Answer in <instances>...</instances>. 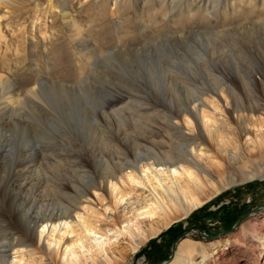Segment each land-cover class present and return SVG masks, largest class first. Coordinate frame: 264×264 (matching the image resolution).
<instances>
[{
    "label": "rangeland",
    "instance_id": "obj_1",
    "mask_svg": "<svg viewBox=\"0 0 264 264\" xmlns=\"http://www.w3.org/2000/svg\"><path fill=\"white\" fill-rule=\"evenodd\" d=\"M61 1L0 3V264L71 263L63 250L75 224L37 234L35 252L17 241L38 218L72 209L87 215L81 195L108 171L181 151L188 138L175 125L195 133L190 110L200 109L209 144L214 125L231 122L227 109L264 117L262 0H64L65 12ZM219 87L228 94L219 98ZM256 127L253 133L264 130ZM96 193L107 200L109 188ZM263 223L264 178H255L220 190L134 251L119 234L126 222L109 225L101 239L111 264H186L203 250L210 264H231L242 225L249 250L262 252L250 229ZM85 234L74 252L100 239ZM182 240L190 253H176Z\"/></svg>",
    "mask_w": 264,
    "mask_h": 264
},
{
    "label": "bare ground",
    "instance_id": "obj_2",
    "mask_svg": "<svg viewBox=\"0 0 264 264\" xmlns=\"http://www.w3.org/2000/svg\"><path fill=\"white\" fill-rule=\"evenodd\" d=\"M5 1L0 0V3ZM61 2L60 10L65 12L66 3L64 0ZM258 78L259 76L253 75V80ZM224 92L228 94L226 88L219 87L215 94L217 93L220 98ZM200 101L203 102V99ZM231 106L240 105L233 101ZM198 109L195 112L190 110L187 116L196 122L197 131L195 133L186 135L182 124H174L188 138L187 144L181 151L141 157L121 167L118 171H108L101 176L100 182L90 184L86 192L81 195L90 203V212L87 215L74 213L72 209L65 214H50L38 218L31 225L28 237L18 240V245L24 247L27 252H35L31 245L36 240L37 234L41 236L46 230L49 234L51 231L55 232L60 225L75 224L79 226V230L74 238L69 237L65 241L66 245L63 250L66 255L72 254L69 264H84V262L94 264V256L97 257L95 262L98 264H111L104 257L108 250L104 248V241L101 239L112 229L109 225L114 226L119 222H126L125 228L119 230V234L128 235L129 242L133 243L127 245V249L134 251L145 240L156 236L171 220L185 218L192 209L200 206L225 187L255 178L263 179L264 130L258 131L257 129L258 132L253 133L250 129L251 126L261 128L264 126V117L254 115L259 110L227 109L232 123L222 121L215 124L210 135L212 144H209L204 131L199 126L196 116ZM201 112V117L202 115L205 117L204 110ZM206 152H211L214 158L202 157V154ZM108 188L107 200L96 193L97 190L106 193ZM148 196L151 201L149 205H146L145 200ZM118 206H121L122 212H118ZM78 208L77 206L76 209ZM139 208H143L141 213L138 212ZM139 214H143V219H137ZM38 226L41 227L39 233H37ZM244 229L245 225H242L234 235L235 238L231 244V264H264V223L259 227L253 225L250 229L253 233L250 242H258L262 252L255 251V249L249 250L247 247L249 243L244 242L246 234ZM86 232L98 234L100 239L79 253L74 252L72 247L84 248L85 241L89 238ZM191 250L192 245L182 240L177 245L176 253H190ZM209 255L203 250L197 259L191 258L186 264H210ZM83 258L85 261L82 260ZM47 260L46 264H51L50 259L47 258ZM13 261L11 260L10 264H14Z\"/></svg>",
    "mask_w": 264,
    "mask_h": 264
},
{
    "label": "water",
    "instance_id": "obj_3",
    "mask_svg": "<svg viewBox=\"0 0 264 264\" xmlns=\"http://www.w3.org/2000/svg\"><path fill=\"white\" fill-rule=\"evenodd\" d=\"M248 214H250V212H247L246 214H244V215H242L241 216V218H240V220H238V222L236 223V225L246 216V215H248ZM234 227H231L229 230H232ZM186 234V232L185 233H183L181 236H179V237H177V239L175 240V242L173 243V245H172V248L176 245V241L177 240H179L182 236H184ZM212 236H210V238H211Z\"/></svg>",
    "mask_w": 264,
    "mask_h": 264
}]
</instances>
